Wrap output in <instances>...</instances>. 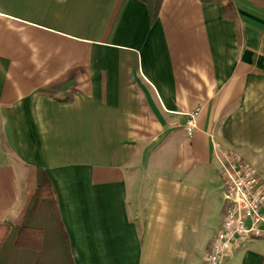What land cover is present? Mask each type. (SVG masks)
Segmentation results:
<instances>
[{
	"label": "crops",
	"instance_id": "crops-1",
	"mask_svg": "<svg viewBox=\"0 0 264 264\" xmlns=\"http://www.w3.org/2000/svg\"><path fill=\"white\" fill-rule=\"evenodd\" d=\"M217 145L264 180V0H0V225L40 228L41 169L71 264H203Z\"/></svg>",
	"mask_w": 264,
	"mask_h": 264
},
{
	"label": "built area",
	"instance_id": "built-area-1",
	"mask_svg": "<svg viewBox=\"0 0 264 264\" xmlns=\"http://www.w3.org/2000/svg\"><path fill=\"white\" fill-rule=\"evenodd\" d=\"M195 112L188 121V133L196 128ZM220 165L223 222L203 264H225L247 244L264 239V180L255 166L217 145Z\"/></svg>",
	"mask_w": 264,
	"mask_h": 264
},
{
	"label": "trees",
	"instance_id": "trees-1",
	"mask_svg": "<svg viewBox=\"0 0 264 264\" xmlns=\"http://www.w3.org/2000/svg\"><path fill=\"white\" fill-rule=\"evenodd\" d=\"M150 9L152 23L159 16L161 4L163 0H142ZM47 204L50 207L52 216L56 225V232L58 236L63 240L67 246L66 234L63 226L60 222V217L57 209V201L55 198V191L48 179L47 174L43 170H39L38 173V188L33 198L29 215H35L39 209ZM14 237V243L12 249H9L10 258H18L17 253L20 250H27L32 253L40 255L44 249L45 231L41 228L33 227H10L8 225H0V264H6L3 262V255L8 253L6 249L7 244ZM18 250V251H17ZM34 264H41L40 256L37 257Z\"/></svg>",
	"mask_w": 264,
	"mask_h": 264
},
{
	"label": "rangeland",
	"instance_id": "rangeland-1",
	"mask_svg": "<svg viewBox=\"0 0 264 264\" xmlns=\"http://www.w3.org/2000/svg\"><path fill=\"white\" fill-rule=\"evenodd\" d=\"M35 220L37 226L45 231L44 249L40 255L27 250L15 252L18 258H10L9 249H12L14 237L7 244L8 253L3 255V262L6 264H34L38 256H40L41 264H71L69 252L66 244L58 236L55 224L51 218L50 207L44 204L38 211L37 215L31 217Z\"/></svg>",
	"mask_w": 264,
	"mask_h": 264
}]
</instances>
